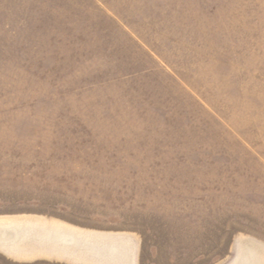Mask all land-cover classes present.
Wrapping results in <instances>:
<instances>
[{"label": "rangeland", "instance_id": "obj_1", "mask_svg": "<svg viewBox=\"0 0 264 264\" xmlns=\"http://www.w3.org/2000/svg\"><path fill=\"white\" fill-rule=\"evenodd\" d=\"M4 217L102 241L0 264H264V0H0Z\"/></svg>", "mask_w": 264, "mask_h": 264}, {"label": "bare ground", "instance_id": "obj_2", "mask_svg": "<svg viewBox=\"0 0 264 264\" xmlns=\"http://www.w3.org/2000/svg\"><path fill=\"white\" fill-rule=\"evenodd\" d=\"M92 234H88V233L78 231V230L73 229L71 227L64 226L63 224L52 223V222L49 223V222L43 221V220H41L39 218H35V217H4V218H0V250L4 251L5 253H7L9 255H13L15 257H20V256L28 257V256L34 255V253L38 255L37 252H34V253H27V255H28L27 256L23 253H19V251L17 250L18 242L20 240H24V239L28 238V236H32V237L37 238L42 243L41 246H44L46 249H49L50 251H52L53 254H56L57 257L64 258V259H67V260H70L73 262H77L76 259L74 258L75 257L74 253L71 250H73L77 244L79 246L80 240H89V241L100 240V242L102 241V237L92 235ZM95 241H94V243H95ZM84 242H86V241H84ZM244 242H249L250 245L248 244L244 247H241V243L243 244ZM96 243H97V241H96ZM101 245L105 246L108 244H105V245L101 244ZM102 250H103V248H102ZM108 250H112V249H110L108 247L105 248V252H107ZM44 251H47V250H44ZM95 251L97 252L96 249H95ZM98 251H99V249H98ZM107 253H105V254H107ZM42 254H47V253L44 252ZM102 254H103V252H102ZM237 254L238 255L236 257V261L233 264H262V262H261V258H262V254H263L262 250L259 248L258 245H256L255 243H253L251 241L241 240L239 242ZM92 255H93V253H91V257H92ZM118 255H119V253H118ZM96 256H94V258ZM76 258H78V257H76ZM94 258H91L90 259L91 261L81 259V262H83V264H106L105 263L106 261L103 262L104 261L103 257H102L103 258L102 262H97L96 260L98 258L96 257L97 258L96 260ZM111 258H112V256H111ZM111 258H110V260H111ZM105 259L107 260V258H105ZM107 261H109V259ZM125 263H127V261Z\"/></svg>", "mask_w": 264, "mask_h": 264}]
</instances>
